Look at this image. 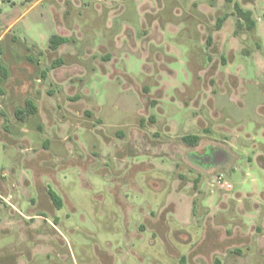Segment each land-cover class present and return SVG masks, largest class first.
Here are the masks:
<instances>
[{"label": "rangeland", "instance_id": "374dc122", "mask_svg": "<svg viewBox=\"0 0 264 264\" xmlns=\"http://www.w3.org/2000/svg\"><path fill=\"white\" fill-rule=\"evenodd\" d=\"M0 264H264V0H0Z\"/></svg>", "mask_w": 264, "mask_h": 264}, {"label": "trees", "instance_id": "16d2710c", "mask_svg": "<svg viewBox=\"0 0 264 264\" xmlns=\"http://www.w3.org/2000/svg\"><path fill=\"white\" fill-rule=\"evenodd\" d=\"M236 9L239 18L245 19L248 23L249 29H253L255 27V20L252 17L251 11H244L243 9H241L239 5H236ZM67 42H69L68 37L54 34L51 36L50 47L52 49H57L60 45ZM37 111H38L37 105L31 100H28L26 103V108L17 110L16 115L19 118H25L26 115H29L30 113H37ZM198 139L199 136L197 135H187L184 137V140L189 142L191 145H196ZM50 196L57 207L61 208L63 206V200L55 190L53 189L50 190Z\"/></svg>", "mask_w": 264, "mask_h": 264}, {"label": "built area", "instance_id": "2783aa9c", "mask_svg": "<svg viewBox=\"0 0 264 264\" xmlns=\"http://www.w3.org/2000/svg\"><path fill=\"white\" fill-rule=\"evenodd\" d=\"M7 201V200H6Z\"/></svg>", "mask_w": 264, "mask_h": 264}]
</instances>
